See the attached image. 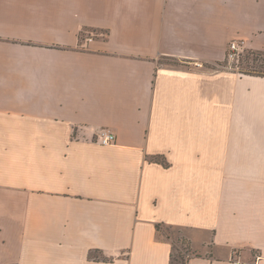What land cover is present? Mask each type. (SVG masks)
Listing matches in <instances>:
<instances>
[{
  "label": "crops",
  "instance_id": "crops-1",
  "mask_svg": "<svg viewBox=\"0 0 264 264\" xmlns=\"http://www.w3.org/2000/svg\"><path fill=\"white\" fill-rule=\"evenodd\" d=\"M234 40L264 52V0H0V264H171L159 224L187 264H264V78L224 68Z\"/></svg>",
  "mask_w": 264,
  "mask_h": 264
},
{
  "label": "rangeland",
  "instance_id": "rangeland-1",
  "mask_svg": "<svg viewBox=\"0 0 264 264\" xmlns=\"http://www.w3.org/2000/svg\"><path fill=\"white\" fill-rule=\"evenodd\" d=\"M93 32H95L96 34H99V31H93V30H88L84 33L83 35V41H85L87 39V36H92ZM102 34V33H100ZM99 34V35H100ZM100 37L105 38L106 35L103 34ZM248 50H245L238 59H229L228 58V62L225 63V67L226 70H230L233 72H239L242 71L246 68V64L245 62H243L242 60H244V56L246 55ZM263 59V60H262ZM260 59L259 61H257L258 64H256V66H260L261 64H264V58ZM218 66H209V68H214L217 69ZM162 234L172 242L173 245V254L175 256V261L174 264H185V261L188 260V257L193 255V252L189 246L188 240H187V232L183 231V230H179L177 228H171V227H163L162 230Z\"/></svg>",
  "mask_w": 264,
  "mask_h": 264
},
{
  "label": "trees",
  "instance_id": "trees-1",
  "mask_svg": "<svg viewBox=\"0 0 264 264\" xmlns=\"http://www.w3.org/2000/svg\"><path fill=\"white\" fill-rule=\"evenodd\" d=\"M243 58H244V60H242V61L245 62L246 68L242 71H239V73H241L243 75L264 78V64H261L260 66H258V65L256 66V64H258L257 61L264 58V52L248 50L246 55ZM227 62H228V52H227V59H226L225 63H227ZM225 63L223 65H225ZM167 64L176 65V63L174 64V62H171V61L167 62ZM150 161L153 163L161 164L166 168L169 167V163L167 162L165 157H162V156H153L150 158ZM163 227H165V226H163L161 224L157 225L158 232L162 233ZM90 257L93 260H98L99 258H102L104 261L110 262V260L108 258L104 257L103 253L100 251L92 252L90 254ZM189 257H188V259H189ZM175 260H176L175 256L172 253L171 264H174ZM187 261L188 260L185 261V264H187Z\"/></svg>",
  "mask_w": 264,
  "mask_h": 264
},
{
  "label": "built area",
  "instance_id": "built-area-1",
  "mask_svg": "<svg viewBox=\"0 0 264 264\" xmlns=\"http://www.w3.org/2000/svg\"><path fill=\"white\" fill-rule=\"evenodd\" d=\"M246 50L245 46H244V42L242 41H238V40H234L232 42H230L229 46H228V58L230 59H238L239 56ZM116 142V136L115 134H113L112 132L106 130L104 131L100 138L98 139V143L103 145V146H109V145H113ZM260 260V257H257L253 263H249L243 259H241V257L236 256L235 258L232 259V264H258Z\"/></svg>",
  "mask_w": 264,
  "mask_h": 264
}]
</instances>
